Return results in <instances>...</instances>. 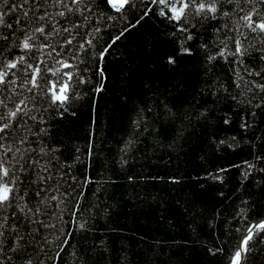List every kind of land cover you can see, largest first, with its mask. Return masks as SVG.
Here are the masks:
<instances>
[{"label": "snow or ice", "instance_id": "6c2138e0", "mask_svg": "<svg viewBox=\"0 0 264 264\" xmlns=\"http://www.w3.org/2000/svg\"><path fill=\"white\" fill-rule=\"evenodd\" d=\"M153 20L163 31L150 42L158 59L146 76L166 85L195 78L202 94L230 100L220 120L237 132L223 139L213 133L209 148L227 152L246 143L241 183L251 177L264 186V0H0V264H60L68 227L88 230L92 209L82 212L80 197L91 179L61 158L58 126L104 89L113 45L122 47L126 33ZM153 111L138 108L122 164L152 127ZM214 115L208 106L186 112L173 143L192 120ZM227 170L205 169V177L222 184ZM238 200L225 234L235 243L226 251L230 240L223 239L207 250L224 264H264V213L253 215L251 196Z\"/></svg>", "mask_w": 264, "mask_h": 264}, {"label": "trees", "instance_id": "16d2710c", "mask_svg": "<svg viewBox=\"0 0 264 264\" xmlns=\"http://www.w3.org/2000/svg\"><path fill=\"white\" fill-rule=\"evenodd\" d=\"M162 31L163 25L153 20L126 33L123 46L110 49L116 55L106 58L104 89L58 126L61 158L78 177L86 172L91 179L84 184L81 211L92 209L88 230L68 227L60 264H73V252L79 257L76 264H224L221 254L212 256L207 249L223 239L230 240L226 251L235 243L225 234L235 224L231 217L238 197L251 196L253 215L264 213V186H254L251 177L241 183L248 145L227 152L209 148L213 133L223 139L237 132L235 124L220 120L231 101L202 94L203 84L195 78L166 85L146 76L158 59L150 42L158 41ZM164 104L177 114L175 119L165 114ZM145 105L154 108L152 127L122 164L132 121ZM204 106L213 109L212 119L192 120L174 144L181 123H187L182 116ZM217 167L228 169L222 184L205 177V169Z\"/></svg>", "mask_w": 264, "mask_h": 264}]
</instances>
